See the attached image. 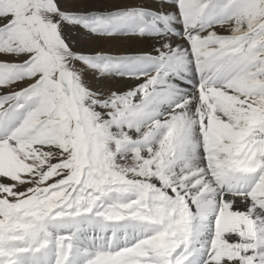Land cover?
I'll return each mask as SVG.
<instances>
[{
  "label": "snow or ice",
  "instance_id": "snow-or-ice-1",
  "mask_svg": "<svg viewBox=\"0 0 264 264\" xmlns=\"http://www.w3.org/2000/svg\"><path fill=\"white\" fill-rule=\"evenodd\" d=\"M0 264H264V0H0Z\"/></svg>",
  "mask_w": 264,
  "mask_h": 264
},
{
  "label": "rangeland",
  "instance_id": "rangeland-1",
  "mask_svg": "<svg viewBox=\"0 0 264 264\" xmlns=\"http://www.w3.org/2000/svg\"><path fill=\"white\" fill-rule=\"evenodd\" d=\"M60 2H61V7H65L69 9H78L82 7L91 8L94 6H98L100 8H105V7L110 8L114 2H123V0H60ZM144 2L147 3L148 0H144ZM66 35H68L67 30H66ZM76 37L82 38L81 41H79L80 43L79 45L82 46V48L78 47L76 50H83L87 52L112 51L116 54H121L124 51H126L129 47L134 52L135 49L130 44L136 39L139 40L140 42H145L147 44L152 43V41L149 39H141L138 37L132 38V37L124 36V37H113V38H98L95 36L85 35L82 30L80 32L72 30L69 40L70 42H73L74 44L77 45L76 42L78 40ZM112 39H117L118 42L113 44V42L111 41ZM93 88H97V87H93ZM101 91L107 92L108 90L104 89Z\"/></svg>",
  "mask_w": 264,
  "mask_h": 264
},
{
  "label": "bare ground",
  "instance_id": "bare-ground-1",
  "mask_svg": "<svg viewBox=\"0 0 264 264\" xmlns=\"http://www.w3.org/2000/svg\"><path fill=\"white\" fill-rule=\"evenodd\" d=\"M76 38H77L78 41L77 42L75 41V42L77 43V45H79L80 44L79 41H81L82 38H80V37H76ZM111 41L113 42V44L118 42L117 39H112ZM130 45L135 49V51L133 52L130 49V47H129L124 52H133V53H135V52H141V51H147V50L150 51L152 43H148L147 44L145 42H140L139 40L136 39ZM110 52L113 53V54H116V53H114L112 51H110ZM89 82L91 83V86L97 87L96 89H99V90H104V89H106V90H116L117 89V90L125 91L128 88L134 86V82H132V81H127V80H122V79H117V78H105V79H102V80L92 79Z\"/></svg>",
  "mask_w": 264,
  "mask_h": 264
}]
</instances>
